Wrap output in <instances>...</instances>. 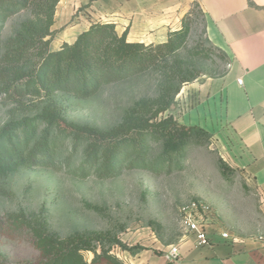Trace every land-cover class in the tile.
<instances>
[{
  "label": "trees",
  "instance_id": "trees-1",
  "mask_svg": "<svg viewBox=\"0 0 264 264\" xmlns=\"http://www.w3.org/2000/svg\"><path fill=\"white\" fill-rule=\"evenodd\" d=\"M58 1L0 0V49L4 46L0 53V92L17 102L27 96L43 101L36 115L19 117L18 111H13L0 127V178L21 168L35 167L66 169L79 178H111L127 169H155L150 160L151 140L163 144L164 151L157 157L163 166L182 158L190 144L207 145L213 140L204 128L182 124L173 114L160 117L172 107L184 84L201 78L198 60L211 59L217 51L224 64L230 63L227 53L206 36L205 15L203 33L209 46L204 47L198 40L188 56L182 54L195 22V8L204 14L198 2L184 15L182 27L171 31L161 43L131 41L126 31L118 33L115 23L97 21L73 42H63L53 50L50 44ZM23 12H28L29 17L3 41L7 22ZM146 72L155 74L156 96L141 98L118 125L101 129L65 117L60 96L89 98L104 85ZM69 140V153L58 158ZM80 149L82 161L72 168ZM219 166L225 178L231 180L235 169L222 158ZM6 222L13 232L27 231L39 252L36 261L21 264H126L104 245L98 250V244L108 241L132 254L144 249L139 244L128 245L108 232L76 231L61 236L51 229L45 207L40 212L8 213ZM84 251L94 253L91 261L85 258ZM0 264L20 263L4 260Z\"/></svg>",
  "mask_w": 264,
  "mask_h": 264
},
{
  "label": "rangeland",
  "instance_id": "rangeland-1",
  "mask_svg": "<svg viewBox=\"0 0 264 264\" xmlns=\"http://www.w3.org/2000/svg\"><path fill=\"white\" fill-rule=\"evenodd\" d=\"M27 17L28 12L12 17L2 40L14 35ZM193 18V29L182 51L185 56L198 40L204 47L209 46L204 40V14L198 7ZM3 50L2 44L0 53ZM217 55L214 51L213 58L198 60L203 71L200 79L216 77L229 67ZM156 94L155 74L146 72L104 85L92 97L62 95L59 101L69 121L109 129L118 125L141 98ZM42 105L43 101L36 97H23L17 102L0 92V127L13 111H18L19 117L34 116ZM173 109L174 105L160 117L171 114ZM151 146L150 160L155 169H127L111 178H79L66 169L35 167L21 168L0 178V261L21 264L38 259L39 252L28 232H13L6 221L8 213L40 212L44 207L49 212L51 229L61 236L76 231L108 232L128 245L156 247V252L162 253L189 236L181 222L180 207L190 200L204 199L217 208L225 228L235 236L264 242V207L259 195L246 186L240 171L235 170L231 180L225 178L219 166L222 157L213 141L207 145L190 144L183 157L169 166H163L157 158L164 151L163 144L151 140ZM69 150L70 140L58 158L65 157ZM81 161L82 149L71 167ZM101 245L123 260L125 250L120 246L105 241L98 244V250ZM83 254L88 261L94 256L92 251Z\"/></svg>",
  "mask_w": 264,
  "mask_h": 264
},
{
  "label": "crops",
  "instance_id": "crops-1",
  "mask_svg": "<svg viewBox=\"0 0 264 264\" xmlns=\"http://www.w3.org/2000/svg\"><path fill=\"white\" fill-rule=\"evenodd\" d=\"M195 2L205 15L206 36L227 53L230 63L221 76L184 84L171 114L182 124L210 132L222 159L243 174L246 186L263 203L264 0H59L50 48L73 42L97 21L115 23L118 33L126 31L131 41L161 43L182 27ZM155 248L136 254L122 251L123 260L126 264H264L260 238L235 236L232 242L199 246L188 236L179 244L177 257L170 255V249L158 253Z\"/></svg>",
  "mask_w": 264,
  "mask_h": 264
},
{
  "label": "built area",
  "instance_id": "built-area-1",
  "mask_svg": "<svg viewBox=\"0 0 264 264\" xmlns=\"http://www.w3.org/2000/svg\"><path fill=\"white\" fill-rule=\"evenodd\" d=\"M180 216L186 232L199 246H211L217 242L235 240V235L222 223L217 208L204 199H193L184 203L180 207ZM170 255L172 257L179 255V245H172Z\"/></svg>",
  "mask_w": 264,
  "mask_h": 264
}]
</instances>
